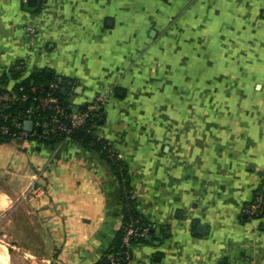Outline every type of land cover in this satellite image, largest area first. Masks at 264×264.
<instances>
[{"label":"crops","instance_id":"crops-1","mask_svg":"<svg viewBox=\"0 0 264 264\" xmlns=\"http://www.w3.org/2000/svg\"><path fill=\"white\" fill-rule=\"evenodd\" d=\"M227 67L245 90L206 109L202 83ZM43 78L69 83L74 112L106 99L96 135L150 226L131 264H264V0H0V109ZM114 183L71 138L14 139L0 223L20 215L57 264H97L123 226Z\"/></svg>","mask_w":264,"mask_h":264},{"label":"trees","instance_id":"trees-1","mask_svg":"<svg viewBox=\"0 0 264 264\" xmlns=\"http://www.w3.org/2000/svg\"><path fill=\"white\" fill-rule=\"evenodd\" d=\"M55 84L57 88L51 89L50 85ZM69 83L65 80H60L58 78H43V82L34 83L31 82L25 83L22 86L18 87L15 91L17 100L13 102H8L4 108L0 109V117L1 115H9L8 126L11 131H17V127L12 122V118L18 116L20 114L27 113L28 111H32L40 108L41 100L46 98L50 93L54 98L58 100V106L65 110L68 114H75L73 109L69 107L66 102L67 93H64V89H68ZM70 88V87H69ZM27 96L25 107L22 106L23 97ZM88 104L79 108L78 112H86ZM103 109V108H102ZM101 109V110H102ZM94 112L91 114L88 120V126L92 129V126L96 127L100 121V111ZM55 106L46 105L45 107L39 109L38 119L40 121H48L50 123V129L53 131L51 134L47 135L45 139H42L46 144H52L56 142H61L66 138H71L81 144H83L88 149L90 148L92 151L97 153L100 159L107 165L112 175L115 177V183L113 185L114 194L116 197V201L120 206H122L124 210V219L123 225L128 226L130 224H134L140 230L143 228L150 229V226L147 224L146 220L141 216V214L137 211L136 206L134 205V201L132 198V194L130 192V179L127 174V170L123 163L119 160L115 153L111 150V146L104 139L99 138L96 135L95 128L90 132H87L83 128L77 129L73 134L66 137L63 133L58 130L57 124H55L52 120V117L57 116ZM36 115V114H35ZM22 116V115H21ZM37 116V115H36ZM35 116V117H36ZM25 119L22 120V131L24 130ZM0 122L2 120L0 119ZM63 122L67 125L70 124V118H64ZM1 124V123H0ZM31 133V132H30ZM43 134V130L36 131L35 136L39 138V135ZM34 136V135H32ZM16 139L15 136L9 134H1L0 133V144L9 143ZM262 209H264V204L262 203ZM264 213V212H263ZM124 236L123 230L118 234V238L115 246L110 249L107 255L101 260H106L107 256L115 252L122 243V238ZM144 238H141L139 242L144 241Z\"/></svg>","mask_w":264,"mask_h":264},{"label":"rangeland","instance_id":"rangeland-1","mask_svg":"<svg viewBox=\"0 0 264 264\" xmlns=\"http://www.w3.org/2000/svg\"><path fill=\"white\" fill-rule=\"evenodd\" d=\"M222 70L223 73L220 77H207L202 83V87H204L202 89L205 91L206 96L204 106L206 109L213 110L216 107L219 110L222 108L228 110L231 105V98L235 99L234 93L237 90H245L242 88L245 85V78H239L237 84H235L233 81H236V78H230L228 67L222 68ZM190 79V89L196 91L194 88L197 86L199 79ZM234 103L232 105H235ZM241 103L239 102L240 105ZM27 225L28 223L22 220L20 215L19 219L14 222L0 223V244L6 245L10 255V264H57L55 260L43 258L44 252L47 254L50 251L51 244L46 243V247L48 246L49 249H43V244H39L40 236L37 228H30ZM47 231L52 232L50 229H47ZM28 241L31 243H28Z\"/></svg>","mask_w":264,"mask_h":264},{"label":"built area","instance_id":"built-area-1","mask_svg":"<svg viewBox=\"0 0 264 264\" xmlns=\"http://www.w3.org/2000/svg\"><path fill=\"white\" fill-rule=\"evenodd\" d=\"M51 89L57 88L55 84L50 85ZM26 97H23L25 99ZM53 105L55 106L56 109V114L57 116L52 117V120L55 124H57L58 130H60L63 135H66V137L70 136V134H73L77 129L83 128L87 132H90L95 128L92 126V129L89 128L88 126V120L89 117L91 116L92 113L98 112L101 110L105 104H106V99L101 97L96 99L94 102L88 104L87 111L86 112H75V114H68L65 110L61 109L58 106V100L54 98L50 93L47 95L46 98H43L41 100V106L38 109L28 111L27 113L20 114L18 116H15L12 118V122L17 127V131H11L8 122H9V115H1L0 119L2 122H0V133L1 134H9L13 135L16 137V139H21L25 138L27 136L35 135L36 132H27V131H22V120L25 119L30 120L33 122L34 126L37 128H40L43 130V134L39 135L40 139H45L47 135L51 134L53 132L50 129V123L48 121H40L38 119L39 109L45 107L46 105ZM37 116H36V115ZM22 115V116H21ZM36 116V117H35ZM64 118H70V124L67 125L63 122ZM34 190V185L31 188ZM262 198H259L257 203L254 205V210L252 211L253 213H256L257 210L260 212L262 211ZM258 211V212H259ZM122 230L124 233V236L122 238V243L121 246L112 254L107 256L106 260H100L97 264H131L132 262V247L139 243V240L141 238L146 237V235L149 233L148 228H143L140 230L138 227H136L134 224H130L128 226H122Z\"/></svg>","mask_w":264,"mask_h":264},{"label":"bare ground","instance_id":"bare-ground-1","mask_svg":"<svg viewBox=\"0 0 264 264\" xmlns=\"http://www.w3.org/2000/svg\"><path fill=\"white\" fill-rule=\"evenodd\" d=\"M0 264H10V255L8 249L0 244Z\"/></svg>","mask_w":264,"mask_h":264},{"label":"water","instance_id":"water-1","mask_svg":"<svg viewBox=\"0 0 264 264\" xmlns=\"http://www.w3.org/2000/svg\"><path fill=\"white\" fill-rule=\"evenodd\" d=\"M37 1L38 0H28V3L31 5V6H36L37 5ZM65 93V90L63 91ZM26 105L23 104V107H25ZM77 110H75L76 112ZM34 129V124L32 121L30 120H27L25 121L24 123V130L25 131H29L31 132L32 130ZM40 130V128H38ZM148 239H150V236H148Z\"/></svg>","mask_w":264,"mask_h":264}]
</instances>
